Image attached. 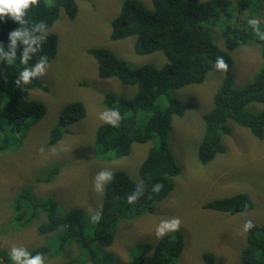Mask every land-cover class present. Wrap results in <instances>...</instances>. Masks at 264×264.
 Listing matches in <instances>:
<instances>
[{"label": "trees", "instance_id": "16d2710c", "mask_svg": "<svg viewBox=\"0 0 264 264\" xmlns=\"http://www.w3.org/2000/svg\"><path fill=\"white\" fill-rule=\"evenodd\" d=\"M79 2L36 0L27 10L25 27L41 21L46 27L36 34L43 39L32 44L36 53L26 65L19 63V56L21 50L28 46L20 42H17V58L12 64L0 58V135L11 137L13 133H20L23 137L30 126L39 123L48 113L54 92H51L50 82L45 76L51 75L59 42L58 34L48 32V28L60 18V14L66 13L74 18ZM151 2L152 7H147L140 0H125L119 14L112 20L110 36L113 40L135 36L134 50L137 54L162 51L167 58L163 66L146 63L132 67L108 48L89 49L98 63L99 77H115L123 84L137 88L131 98L124 93L105 94L104 105L111 111H117L119 119L114 123L98 124L91 143L96 155L122 161L124 156L133 155L137 143H145L147 156L139 163L138 175L128 173V168H119L109 174L98 209L91 210L86 205L87 210L68 208L66 213L65 206L53 197L43 200L31 193L32 198L20 194L15 199L17 223L24 213L20 206L23 197L29 199L27 202L32 210L27 222L39 216V209L46 214L45 221L39 225V232L49 236L43 245L31 249L29 253L32 255L40 253L43 257L60 258V264H118L111 246L118 240L119 222L154 212L157 203L172 190V177L182 173L167 138L174 116H182L186 106L173 97L170 90L201 83L210 63L217 64L218 57L227 65V73L214 94L210 111L203 115L205 131L198 147L199 161L206 164L225 150L222 137L232 131L229 121L249 128L256 137L264 136V109L245 111L247 105L264 101V63L255 78L243 87L235 86L234 77L229 72L235 64L231 52L250 41L259 43L264 60V0ZM251 19L258 22L255 28L248 23ZM19 27L21 25L5 17L0 23V45L7 46L9 32ZM215 28L220 30L224 48L214 40L212 30ZM40 56L47 61L44 74H38L27 85L17 86L13 81L18 72L23 67L31 71ZM159 100L166 104L164 109L158 106ZM59 103L54 119L57 124L51 133L52 142H59L65 134L72 135L80 120L87 115V108L80 100ZM6 147L4 141L0 142V149ZM58 172L59 166L56 165L42 180L49 181ZM129 197H133L131 202ZM254 206L251 195L244 192L204 204L206 209L232 214L250 211ZM75 243L80 249L73 254L72 245ZM183 245L181 231L165 233L154 244L139 245L141 253L133 257L139 263L144 260L145 252L151 250L148 264H174ZM0 255L3 260L0 264H12L6 251L1 249ZM79 256H83L84 263H78ZM203 259L209 264L215 262L210 252H205ZM240 264H264V225L248 228L247 245L242 250Z\"/></svg>", "mask_w": 264, "mask_h": 264}, {"label": "rangeland", "instance_id": "374dc122", "mask_svg": "<svg viewBox=\"0 0 264 264\" xmlns=\"http://www.w3.org/2000/svg\"><path fill=\"white\" fill-rule=\"evenodd\" d=\"M124 1L80 0L74 18L66 13L60 14V18L48 28V32L59 36L58 54L52 61L51 75L45 76L51 92H54L52 106L39 123L30 126L25 136L21 137L20 133H13L11 137L0 135V142L4 141L7 146L0 149V248L7 254L13 246L30 252L43 245L49 236L39 232V225L46 219L40 209L39 216L27 222L32 210L26 197L20 200L24 213L16 222L15 199L20 194L43 200L53 197L65 206L66 213L68 208L87 210L86 205L91 210L98 209L109 174L119 168H128V173L138 175L139 163L147 156L145 143H133H137L133 155L124 156L122 161L97 156L91 145L98 124L110 122L101 118L102 113L110 116L111 111L103 103L105 94L124 93L131 98L137 88L125 85L115 77H99L98 63L89 49L108 48L132 67L146 63L161 67L167 61L162 51L137 54L135 36L111 39L112 20L119 14ZM140 1L152 7L151 0ZM212 33L215 42L224 48L220 30L215 28ZM231 53L235 64L229 72L234 77L235 86L243 87L255 78L264 63L261 47L258 42L250 41ZM226 73L227 70L218 69L211 62L201 83L170 90L173 97L186 105L183 116H174L167 138L182 173L172 177V190L157 203L154 212L119 222L118 240L111 246L118 264H148L151 250L145 252L144 260L135 261L133 256L141 253L138 246L154 244L165 233L176 231L182 232L184 245L174 264H209L203 259L205 252L212 254L214 264H240L242 250L247 245L245 223L264 225V136L256 137L249 128L229 121L232 131L222 137L225 150L206 164L198 158V147L205 131L203 115L210 111L214 94ZM74 99L85 104L86 117L80 120L72 135L65 134L59 142H52L59 101L65 103ZM157 104L161 109L166 106L160 100ZM262 109L264 101L245 107L247 112ZM56 165L59 172L49 181H43ZM241 192L251 195L255 203L252 210L232 214L204 207L208 201ZM173 220L178 221L174 230L157 234L158 227ZM72 249L74 254L80 247L75 243ZM48 257H43V264H60V258ZM20 259L23 261L25 257ZM0 261H3L1 255ZM84 262L83 256H79L78 263Z\"/></svg>", "mask_w": 264, "mask_h": 264}, {"label": "clouds", "instance_id": "9594fccd", "mask_svg": "<svg viewBox=\"0 0 264 264\" xmlns=\"http://www.w3.org/2000/svg\"><path fill=\"white\" fill-rule=\"evenodd\" d=\"M35 3L36 0H0V23L4 21L5 17H7L13 22L21 25V27L9 32L7 46L0 45V58H3L9 64H12L17 58V42L28 46L21 50V55L19 56V63L21 65H26L36 53V49L32 48V44H37L39 40L43 39V36L36 34L45 29L46 25L44 22H37L31 27H25L27 24V20L25 18L26 12L30 6L34 5ZM248 23L255 28L258 22L255 19H251L248 21ZM46 65L47 61L45 57L40 56L33 64L31 71H29L27 67H23L18 72L13 82L17 86L29 84L37 77L38 74H44ZM216 67L218 69H227V65L224 63L223 59H220L219 57L217 59ZM101 118L114 123L119 119V113L115 110H112L110 111V116L102 113ZM101 175H103V173ZM132 199L133 197H129V202H131ZM93 219L95 220V217H93ZM177 224L178 221L176 220H173L169 224H162L161 227L157 228V234L162 235L165 230H174ZM250 227L251 223L246 222L244 225L245 230ZM8 256L12 264H43V257L40 253L32 255L23 247H11ZM22 256L25 257L23 261L20 259Z\"/></svg>", "mask_w": 264, "mask_h": 264}]
</instances>
